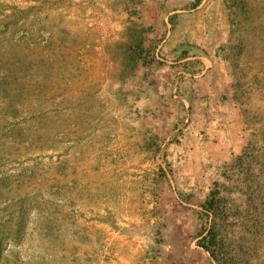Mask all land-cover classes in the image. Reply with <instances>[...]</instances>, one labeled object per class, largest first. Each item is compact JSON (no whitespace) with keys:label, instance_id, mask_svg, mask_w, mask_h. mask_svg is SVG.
Returning <instances> with one entry per match:
<instances>
[{"label":"rangeland","instance_id":"374dc122","mask_svg":"<svg viewBox=\"0 0 264 264\" xmlns=\"http://www.w3.org/2000/svg\"><path fill=\"white\" fill-rule=\"evenodd\" d=\"M216 182L264 264V0H0V264H216Z\"/></svg>","mask_w":264,"mask_h":264},{"label":"trees","instance_id":"16d2710c","mask_svg":"<svg viewBox=\"0 0 264 264\" xmlns=\"http://www.w3.org/2000/svg\"><path fill=\"white\" fill-rule=\"evenodd\" d=\"M243 157H238L241 160ZM227 203L221 196L220 183L216 182L214 189L211 191L209 198L201 208V219L204 221V230L202 232L199 245L205 249L212 257L216 264H227L224 254L225 248L229 250L227 240L223 237L221 221L226 213Z\"/></svg>","mask_w":264,"mask_h":264},{"label":"built area","instance_id":"2783aa9c","mask_svg":"<svg viewBox=\"0 0 264 264\" xmlns=\"http://www.w3.org/2000/svg\"><path fill=\"white\" fill-rule=\"evenodd\" d=\"M91 27H92V24H91Z\"/></svg>","mask_w":264,"mask_h":264},{"label":"crops","instance_id":"0c3cea01","mask_svg":"<svg viewBox=\"0 0 264 264\" xmlns=\"http://www.w3.org/2000/svg\"><path fill=\"white\" fill-rule=\"evenodd\" d=\"M204 74V73H203Z\"/></svg>","mask_w":264,"mask_h":264}]
</instances>
